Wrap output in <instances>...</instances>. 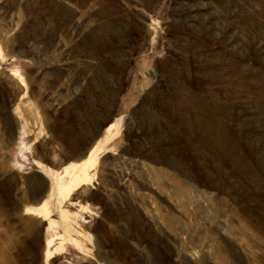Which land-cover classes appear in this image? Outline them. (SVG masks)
<instances>
[{
  "label": "rangeland",
  "instance_id": "rangeland-1",
  "mask_svg": "<svg viewBox=\"0 0 264 264\" xmlns=\"http://www.w3.org/2000/svg\"><path fill=\"white\" fill-rule=\"evenodd\" d=\"M0 264H264V0H0Z\"/></svg>",
  "mask_w": 264,
  "mask_h": 264
},
{
  "label": "water",
  "instance_id": "water-1",
  "mask_svg": "<svg viewBox=\"0 0 264 264\" xmlns=\"http://www.w3.org/2000/svg\"><path fill=\"white\" fill-rule=\"evenodd\" d=\"M90 147H91V146H90ZM90 147H89V148H90ZM89 148H88L86 151H84V153L81 155L80 158L84 157V156L88 153Z\"/></svg>",
  "mask_w": 264,
  "mask_h": 264
}]
</instances>
